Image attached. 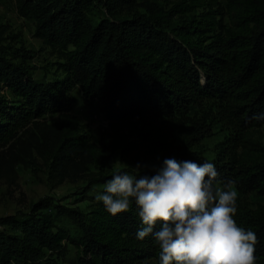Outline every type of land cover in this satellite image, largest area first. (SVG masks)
Masks as SVG:
<instances>
[{
	"label": "trees",
	"instance_id": "obj_1",
	"mask_svg": "<svg viewBox=\"0 0 264 264\" xmlns=\"http://www.w3.org/2000/svg\"><path fill=\"white\" fill-rule=\"evenodd\" d=\"M14 5L19 16L33 21L34 36L57 61L52 78L37 80L26 64L30 52L0 37V148H8L0 151V168L38 157L58 182L81 174L105 185L116 172L105 174V168L117 162L124 166L119 171L137 175L139 164L140 175H155L164 160L157 155L176 139L188 154L172 158L203 163L191 152L213 128L190 110L212 102L225 132L211 161L220 186L231 180L238 193L264 196V119L255 118L264 114V0H175L167 7L153 0ZM98 6L105 15L95 21ZM75 87L83 99L98 103L107 120L97 140L71 113ZM49 115L55 120H42ZM22 138L27 143L12 151ZM147 156L155 165L143 169ZM50 205L0 217V264H63L62 242L76 247L75 264H159L153 237L136 238L141 224L134 200L127 212L112 216L95 198L86 215L76 216V237L55 228L51 214L42 211ZM233 218L255 232L256 264H264V205L237 202Z\"/></svg>",
	"mask_w": 264,
	"mask_h": 264
},
{
	"label": "clouds",
	"instance_id": "obj_2",
	"mask_svg": "<svg viewBox=\"0 0 264 264\" xmlns=\"http://www.w3.org/2000/svg\"><path fill=\"white\" fill-rule=\"evenodd\" d=\"M141 167L136 166L137 175L113 173L95 198L112 216L127 212L134 200L141 224L136 238L153 237L159 264H256L258 238L233 218L235 181L221 187L208 161L165 158L151 177L140 175Z\"/></svg>",
	"mask_w": 264,
	"mask_h": 264
},
{
	"label": "rangeland",
	"instance_id": "obj_3",
	"mask_svg": "<svg viewBox=\"0 0 264 264\" xmlns=\"http://www.w3.org/2000/svg\"><path fill=\"white\" fill-rule=\"evenodd\" d=\"M159 5L168 6L175 0H153ZM224 3L225 0H219ZM195 13V12H193ZM105 13L98 6L93 9L92 17L96 21ZM179 18H175L173 23H178ZM33 21L27 17L19 16L16 13L14 0H0V37L2 43L23 47L24 51H29L31 58L26 59V64L31 68L32 76L40 81H48L55 73L54 62L56 57L42 41L34 36ZM69 95L74 99V106L71 110L80 122L84 124L86 130L90 132L93 140H97V133L107 126V120L100 111L99 105L95 101L85 100L82 97L79 87H75ZM190 114L207 118V122L212 125L213 134L196 145L191 155L200 158L202 161L211 162L215 155V145L222 140L225 132L221 130L215 121V108L212 102H206L201 107L193 106ZM56 115H49L42 118L47 122L55 120ZM261 143L264 147V125L259 128ZM27 138H22L11 147L12 151H17L22 145L27 143ZM8 150L7 147L0 148V151ZM188 153L179 150V139L168 141L166 150L157 155L158 159L172 158L177 155L187 156ZM143 169L151 168L155 165L151 156H147ZM124 166L117 162L112 167L105 168L104 173L109 174L123 169ZM137 171V170H135ZM132 174L131 172H128ZM104 184L95 182L89 176L78 174L70 175L61 182L53 179L48 174L47 165L36 157L28 165L17 164L12 169L2 165L0 168V217L6 215L24 216L38 208L41 202H48L51 205L42 210L51 214L55 228L66 231L71 236L78 234V214L86 215L93 207V201L98 194H102ZM237 202L245 204L251 208L258 204L264 205V196L256 193L241 194L237 192ZM10 232L18 233L10 226L5 227ZM64 255L58 259L63 264H75L76 247L68 242H62Z\"/></svg>",
	"mask_w": 264,
	"mask_h": 264
}]
</instances>
